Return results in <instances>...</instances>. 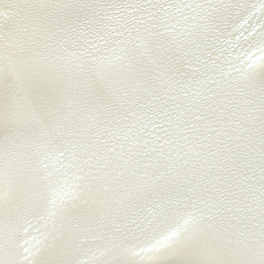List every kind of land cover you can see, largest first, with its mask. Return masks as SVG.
Wrapping results in <instances>:
<instances>
[{
  "label": "snow or ice",
  "instance_id": "1",
  "mask_svg": "<svg viewBox=\"0 0 264 264\" xmlns=\"http://www.w3.org/2000/svg\"><path fill=\"white\" fill-rule=\"evenodd\" d=\"M0 264H264V0H0Z\"/></svg>",
  "mask_w": 264,
  "mask_h": 264
}]
</instances>
